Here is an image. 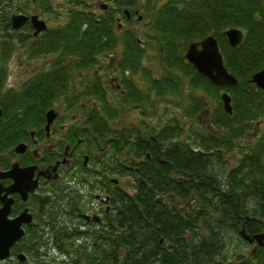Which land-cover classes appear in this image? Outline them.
<instances>
[{
    "label": "trees",
    "instance_id": "trees-1",
    "mask_svg": "<svg viewBox=\"0 0 264 264\" xmlns=\"http://www.w3.org/2000/svg\"><path fill=\"white\" fill-rule=\"evenodd\" d=\"M11 4L12 0H0V123L5 124L16 123L14 116L44 111L54 98L51 94L58 91L33 84L3 90L6 62L15 50V32L9 23ZM141 12L150 23L140 43L133 32L118 33L106 23L89 21L80 33L81 20L88 15L77 11L61 43L50 42L52 51L72 56L82 50L75 39L80 38L86 53L83 66L94 65L95 51H119L117 66L123 71L130 68L132 74L141 68L145 46L159 47L166 69L163 80H152L146 76L150 72L141 68L145 75L142 90L123 78L124 93L112 98L115 108L102 104L99 113H90L117 116L124 106L144 101L165 119L161 133L147 128V135L140 134L138 151L150 152L148 166L134 175L131 199L116 201L118 222L127 232L118 231L114 238L106 235L100 243L97 236L91 237L90 245L66 250L62 241L74 233L58 227L42 239L28 231L14 250L24 252L28 260L14 264H206L216 259L254 264L263 260L262 249L250 257L231 249V244L246 245L239 235L242 227L250 235L264 231V92L249 81L264 67V0H144ZM229 27L245 33L236 47L227 43L223 33ZM209 34L216 38L227 69L237 78L236 85L216 86L181 58L180 51L190 42ZM56 70L60 75L66 68L54 65L51 73ZM187 76L189 81L183 80ZM42 79L49 81L47 76ZM222 91L231 96L232 114L223 109ZM155 96L163 99L153 102ZM180 108L177 115L175 110ZM89 125L102 136L112 131L101 117ZM14 142L12 127L0 132V169L8 165L2 152ZM120 170L123 174L124 168ZM174 170L184 177L176 179ZM160 195L169 196L171 203L173 195L181 201L191 199L194 210L175 217L158 205L155 197ZM66 255L71 258L69 263L61 260Z\"/></svg>",
    "mask_w": 264,
    "mask_h": 264
},
{
    "label": "flooded vegetation",
    "instance_id": "flooded-vegetation-1",
    "mask_svg": "<svg viewBox=\"0 0 264 264\" xmlns=\"http://www.w3.org/2000/svg\"><path fill=\"white\" fill-rule=\"evenodd\" d=\"M15 3L16 8L9 18L12 13L28 17L36 15L46 27L36 33L32 20L28 19L19 28L13 29L15 50L6 62L3 90L20 89L33 84L38 88H55L58 91L51 94L54 98L49 101L50 106L39 114L17 115L13 117L16 123H0L2 134L6 128L12 127L15 137L12 148L1 154L7 159L8 165L2 167L0 172L8 171L16 163L20 169H27L28 186L35 182V187L26 192V199H22L17 191L10 194L13 203L9 218H15L23 211L31 215V222L22 225L24 236L28 231L37 232L43 239L58 227L62 231L74 233V237H64L62 241L66 250L90 245L91 237L97 236L98 243L106 235L114 238L118 231L128 230L118 222L116 201L131 199L134 175L148 166L146 161L151 157L149 151L144 154L138 151L140 134L147 135V128L151 132L161 133L165 119L140 109L144 101L131 104L137 109L130 106L129 109L120 110L117 116L90 113H99L102 104H107L111 110L115 108L112 98L124 93L123 78L132 80L138 90H142V85H145L144 68L150 72V76H146L156 82L163 80L164 75L156 76L150 68L142 66L143 69L140 68L136 74H132L130 68L123 71L117 66L121 56L116 50L95 51L94 65L83 66L86 53L80 38L75 39L81 44L82 50L72 53V56H68L66 51H52L50 42L56 40L61 43L60 40L65 37L62 33L70 21L76 19L73 15L76 11L88 15L81 20L80 31L83 32L80 33L86 31L89 21L98 25L106 23L110 30L118 33L132 32L128 27L133 20H146L140 13L144 0H19ZM15 54L23 65L32 68L26 67L19 76V82L12 81L16 83L14 85L9 81V67ZM54 65L66 68L63 74H67L60 76L63 74L59 75L57 70L51 73ZM44 76L49 79L46 83L42 79ZM49 110L54 113L50 121L47 117ZM126 111H136L137 114L134 119L123 123ZM100 117L112 127L107 135L94 133L89 125ZM18 146L19 151H16ZM160 149L164 150L163 141ZM123 168L122 174L120 169ZM172 175L176 179L184 177L176 170ZM13 182L11 177H0L3 193ZM121 182L127 188H123ZM155 198L159 206L166 208L167 213L178 218L180 213L194 210L191 199L181 201L178 195H173L171 203L169 196ZM13 250L12 247L11 252ZM13 253L17 254L12 252L10 257L15 255ZM70 261L71 258L66 255L64 262ZM7 262L18 263L13 257Z\"/></svg>",
    "mask_w": 264,
    "mask_h": 264
},
{
    "label": "water",
    "instance_id": "water-1",
    "mask_svg": "<svg viewBox=\"0 0 264 264\" xmlns=\"http://www.w3.org/2000/svg\"><path fill=\"white\" fill-rule=\"evenodd\" d=\"M31 19L33 27L36 28V33L43 30L46 25L44 21L39 20L36 15L30 17L26 15H12L11 23L14 28H19L26 20ZM227 41L231 46H237L241 43L244 33L237 28H229L224 31ZM184 58L191 63L199 74L207 77L213 84L218 86H233L237 83V78L229 72L224 64L222 54L220 52L217 40L208 35L203 40L198 42H192L188 45V48L184 54ZM250 81L258 88L264 91V68L257 71L251 76ZM224 110L227 113H231V98L224 92L221 94ZM2 110L0 108V115ZM48 120H51L53 111L50 110L47 113ZM20 146L16 148L19 151ZM29 173L26 168H19L16 164H13L12 168L6 172H0V177H11L14 182L10 187L6 188L5 194L1 195L2 187L0 185V201L2 206L0 207V261H3L9 257L11 246L22 237L24 231L22 223H29L31 216L23 211L16 218H8L10 208L12 205V198L8 197L9 193L19 192L23 199L26 198V192L35 187V182H32L31 186L26 183V176ZM241 237L248 241L255 240L257 245L253 248L254 253L257 246L264 248V233L248 235L244 228L239 232ZM18 258L24 260L23 254H19ZM215 264H226L222 262H216Z\"/></svg>",
    "mask_w": 264,
    "mask_h": 264
},
{
    "label": "rangeland",
    "instance_id": "rangeland-1",
    "mask_svg": "<svg viewBox=\"0 0 264 264\" xmlns=\"http://www.w3.org/2000/svg\"><path fill=\"white\" fill-rule=\"evenodd\" d=\"M18 1L19 0H14V4H11L12 5L11 12H13L15 10V8H16V3L15 2H18ZM138 1H140V0H138ZM138 6L140 8V2L138 3ZM149 21H150L149 17H148V19L143 20L141 22H137L136 20H133L132 24L128 27V29H131L132 32L136 35L137 38H139L140 40H143L144 34L148 30ZM158 50H159V47H158L157 44H152L151 46H148V45L145 46V53H144V55H143V57L141 59V66L142 67L146 66V67L151 69V71H152V73L154 75L161 76V75L165 74V70H163L164 67L162 65V62L160 61L161 54H160V52ZM183 52L184 51H180V54H182ZM26 67L27 68H29V67L32 68V66L23 65L22 60L20 58H17V54H15L13 56L11 62H10L9 71L11 72V74H10V80L9 81H11V83H12V81L19 82L18 81L19 76H20V74L24 73L23 71H25ZM183 80L189 81L188 76L186 78H184ZM12 84L15 85L16 83H12ZM188 91L189 90H187L186 92H188ZM158 98H159V100L163 99L161 97L155 96V97H152V101L155 102L156 99L158 100ZM173 100L176 101L177 103H179V100L175 99L174 97H173ZM180 104H181V100H180ZM160 105H163V103L160 102ZM175 111H176L177 115H180V113L182 112V109L180 108L179 110H175ZM136 114H137L136 111L124 112L123 115H125V116H124L122 122L123 123H125V122L127 123L129 121V119H134L136 117ZM148 114L154 116L153 111H151V110L148 111ZM204 117H207V115H204ZM229 158L230 157H227V159H229ZM123 180H124V178H123ZM123 180H122V182H123ZM122 182L120 183V185L123 188H127L126 185L123 184ZM235 248L238 249V251L241 252V253L248 254L250 249L252 248V246L251 247H247L246 245L242 246L241 244H239V245L237 244V246H236V244L232 243L231 244V249H235ZM52 255L54 257H57V253L56 252H52ZM262 258H263V260L262 261L260 260L261 262L256 261L255 264H264V257H262ZM61 260H64V257H62Z\"/></svg>",
    "mask_w": 264,
    "mask_h": 264
}]
</instances>
